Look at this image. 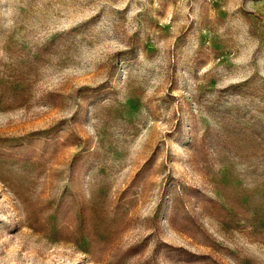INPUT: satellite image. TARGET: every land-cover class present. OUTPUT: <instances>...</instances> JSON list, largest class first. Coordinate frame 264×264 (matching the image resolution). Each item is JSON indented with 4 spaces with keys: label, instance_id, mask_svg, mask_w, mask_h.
I'll list each match as a JSON object with an SVG mask.
<instances>
[{
    "label": "rangeland",
    "instance_id": "374dc122",
    "mask_svg": "<svg viewBox=\"0 0 264 264\" xmlns=\"http://www.w3.org/2000/svg\"><path fill=\"white\" fill-rule=\"evenodd\" d=\"M0 264H264V0H0Z\"/></svg>",
    "mask_w": 264,
    "mask_h": 264
}]
</instances>
